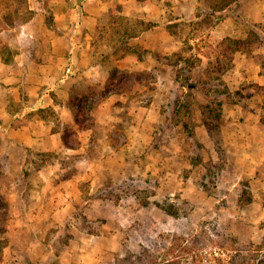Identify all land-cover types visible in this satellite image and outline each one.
Masks as SVG:
<instances>
[{
	"label": "rangeland",
	"instance_id": "obj_1",
	"mask_svg": "<svg viewBox=\"0 0 264 264\" xmlns=\"http://www.w3.org/2000/svg\"><path fill=\"white\" fill-rule=\"evenodd\" d=\"M73 1L0 0V264H264V0Z\"/></svg>",
	"mask_w": 264,
	"mask_h": 264
},
{
	"label": "crops",
	"instance_id": "obj_2",
	"mask_svg": "<svg viewBox=\"0 0 264 264\" xmlns=\"http://www.w3.org/2000/svg\"><path fill=\"white\" fill-rule=\"evenodd\" d=\"M71 1V0H70ZM70 1H68V2H65V0H53V2H56V4H58V3H66V4H68V5H72V7L73 6H75L76 8L78 7H85L84 6V3H83V1H80V2H75V1H73V2H70ZM76 16V15H75ZM74 17L72 16V14L71 13H68V12H57V13H55L54 14V19L56 20V21H61V20H64V21H71L72 19H73ZM76 18H77V16H76ZM73 21V20H72ZM73 31L75 32V30L73 29ZM18 35H20V34H18ZM72 37V36H71ZM72 39V38H71ZM78 46L79 45H77V44H75V42L74 43H70V47L72 48V50L71 51H74V49H77L78 48ZM84 49H86L87 50V47H85ZM17 64H21V63H17ZM66 77H68V76H66ZM72 79H74V78H72ZM61 80H63V81H65V78H63V79H61ZM62 81V82H63ZM49 82H47V81H45V80H41L40 81V84L42 85V84H48ZM63 85V84H62ZM34 96V95H33ZM39 97V98H38ZM29 100H32V102H33V104H36V103H38L39 102V104H40V106H42V107H45V106H47V105H49L50 104V100H47L46 99V95L45 94H42V93H40V96L39 95H36V97H31L30 96V99ZM44 101H46L45 102V104H42L41 105V103H43Z\"/></svg>",
	"mask_w": 264,
	"mask_h": 264
},
{
	"label": "trees",
	"instance_id": "obj_3",
	"mask_svg": "<svg viewBox=\"0 0 264 264\" xmlns=\"http://www.w3.org/2000/svg\"><path fill=\"white\" fill-rule=\"evenodd\" d=\"M138 83L140 82V81H137ZM94 103H95V100H92L91 102H90V105L88 106V107H91V106H93L94 105ZM76 106V105H75ZM80 106V107H79ZM72 108L74 109V108H79V109H82V107H81V104H78L76 107H74V106H72ZM79 121V119L76 117L75 118V122H78ZM62 142H63V144L66 146V147H68V148H73V145H71L65 138H63L62 137ZM139 258H140V256H137L136 257V259L137 260H139ZM146 260H142L141 261V264H146ZM130 264H134L133 262H131ZM160 264H180L178 261H175L174 259L173 260H169V259H165L163 262H161Z\"/></svg>",
	"mask_w": 264,
	"mask_h": 264
}]
</instances>
